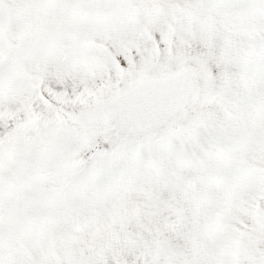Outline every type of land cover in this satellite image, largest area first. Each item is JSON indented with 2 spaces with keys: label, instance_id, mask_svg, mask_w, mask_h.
I'll use <instances>...</instances> for the list:
<instances>
[{
  "label": "snow or ice",
  "instance_id": "snow-or-ice-1",
  "mask_svg": "<svg viewBox=\"0 0 264 264\" xmlns=\"http://www.w3.org/2000/svg\"><path fill=\"white\" fill-rule=\"evenodd\" d=\"M0 264H264V0H0Z\"/></svg>",
  "mask_w": 264,
  "mask_h": 264
}]
</instances>
